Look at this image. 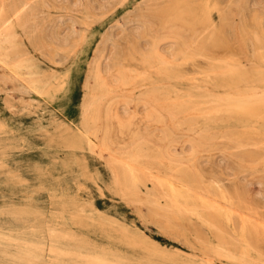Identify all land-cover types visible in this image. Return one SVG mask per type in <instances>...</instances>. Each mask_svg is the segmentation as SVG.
<instances>
[{
    "label": "bare ground",
    "instance_id": "bare-ground-1",
    "mask_svg": "<svg viewBox=\"0 0 264 264\" xmlns=\"http://www.w3.org/2000/svg\"><path fill=\"white\" fill-rule=\"evenodd\" d=\"M125 1L108 0L103 9L112 10ZM35 3L37 0H0V79L20 84L27 93L52 96L66 87L69 72L61 77L55 74L48 77L33 61L29 47L44 48L33 19ZM233 4L237 5L235 0L230 3L146 0L133 16L137 23L134 32L116 44L109 62L104 63L108 58L103 50L89 71L91 74L86 76L82 84L86 82L88 91L81 103V121L69 130L67 142L61 143H68L74 150L89 153L92 159L105 163L113 186L135 202H147L154 214L165 220L162 224L165 228H170L183 216L196 217L217 233L211 246L214 254L232 257L231 252L239 249L242 264H264L262 252L253 259L247 250L252 246V239L264 242V221L259 222L258 217V221H254L257 218L253 219V214L227 202L226 196L216 190L221 186L214 180L216 188L204 189L197 168L199 148L215 137L212 124L247 122V129L239 134V147L256 145L254 141L261 135L257 129L264 126V17L251 10L243 20L254 28L244 37L253 63L247 66L236 57L240 53L225 54L222 30L233 20L230 8ZM213 11L218 12L221 25L213 18ZM85 40L82 32L64 39L61 47L77 49ZM196 81H202L201 89L196 86V90H187V83ZM212 83L214 87L209 91ZM200 124L204 132L192 144L189 142L191 152H174L177 150L171 145L174 128L197 131ZM4 127L0 126V131ZM251 127L255 134L247 135L252 133L248 131ZM159 129L170 141L168 147L154 144L153 138ZM115 137L129 139L121 145ZM150 182L154 185L151 189ZM144 194L148 195L143 197ZM62 205L64 210L69 209L68 215L65 217L54 210L56 219L51 224L45 223L43 211L28 206L1 209L0 215H8L15 221L13 226L0 227V256L10 264H192L180 253L168 251L162 243L121 228L92 203L81 209L66 202ZM67 220L74 224L84 222L94 233L101 232L111 244L99 247L91 239L68 230ZM237 220L241 232L237 242L231 243L225 227L236 226L234 221ZM21 221L26 222L19 230L14 226ZM117 243L132 253L118 248ZM45 253L49 254L47 260ZM204 258L207 261V257Z\"/></svg>",
    "mask_w": 264,
    "mask_h": 264
},
{
    "label": "rangeland",
    "instance_id": "rangeland-1",
    "mask_svg": "<svg viewBox=\"0 0 264 264\" xmlns=\"http://www.w3.org/2000/svg\"><path fill=\"white\" fill-rule=\"evenodd\" d=\"M72 1L37 0L33 19L40 32L44 48L36 50L29 47L33 61H36H34L35 64L44 74L47 73L46 76L55 74L61 77L69 72L66 87L52 96H46L34 92L27 93L20 84L0 79V121L2 120L0 126H5L0 131V212H2L1 209L8 207L20 209L28 206L35 211H43L46 218L45 223L51 224L56 219L53 214L54 210L65 217L68 215L69 209L64 210L62 203L73 204V208L80 207V209L83 206L90 207L89 204L92 203L105 217L117 221V225L121 228L138 232L162 243L161 245L167 246L168 251L180 253L186 261L192 264H242L239 261L241 257L237 251L239 249L232 248L235 250L231 252L234 254L232 257L223 254L219 256L211 251V246L215 243L214 235L217 233L209 225L188 215L183 216L178 222L175 221L170 228H165L162 225L165 220L155 215L147 202H135L113 186L111 176L104 166L105 163L101 164L92 159L89 153L87 155L82 151L74 150L68 143H65L67 147L61 143L67 142L69 130L76 128L81 121V103L88 91L86 82L82 84L84 80H87L86 76L91 74L103 50L108 58L104 63L109 62L116 44L122 41L127 34L134 32L137 23L133 21V16L145 5L146 0H126L112 10L103 9L108 0ZM223 1L230 3L234 0ZM235 3L237 5L233 4V7H230L233 20L229 27L226 26L223 28L224 31L222 30L224 43H228L225 44V54L240 53L242 57L239 55L236 57L243 60V64L250 66L253 63L249 59L250 53L244 37L249 35L254 28L248 22L244 24L243 20L250 15L251 10L260 12L264 17V0H235ZM235 6L238 7L237 10ZM212 15L217 24L221 25L218 12L213 11ZM90 21L92 24H89ZM82 32L86 35L82 46L77 49L61 47L64 39H70ZM195 83H187V90L194 89L196 86L198 87L196 89H201L199 86L202 81ZM209 86V91H211L214 87L213 83ZM50 125L52 128L49 127ZM211 126L215 135L214 139L199 148L197 168L202 178V187L207 189L210 186L216 188L215 186L220 185L221 187L216 190L219 194L223 193L226 196L227 202L235 203L249 215L253 214V219L258 217L259 222L261 219L264 221V126H259L257 129L261 135L255 139L256 145L245 147H239L238 139L239 134L247 129V122L235 120L229 123H214ZM202 127L203 125L200 124L197 131H191L186 127L174 128L171 141L174 150L177 149L174 152H191L192 141L199 139L200 134L204 132ZM248 131L252 133H247V135L255 134L253 127ZM128 139V137L124 140L116 138V141H120L122 145ZM153 141L154 144L162 147L170 145V141L164 138L161 129L156 131V138H153ZM221 151L224 153L221 154ZM85 167H88V170ZM9 178L10 181H8ZM149 186V189L154 187L151 182ZM147 195L144 194L143 197ZM258 218L254 221H258ZM14 221V218L8 215L5 217L0 215V227L13 226ZM25 222H18L14 227L22 230ZM234 222L236 226L225 227L227 240L231 243L237 242L241 232L239 221ZM65 224L68 230L76 231L85 239H91L99 247L111 244L101 232L94 233L92 228L84 222L74 224L67 220ZM250 243L251 248L246 249L249 250L253 259L261 252L264 255L263 241L252 239ZM204 245L208 246L207 250ZM117 247L122 250L127 249L120 243H117ZM126 252L132 253V250L127 249ZM183 252L190 253V255ZM43 256L45 260L49 258L47 253ZM3 257L0 256V264H10ZM204 257H207V261Z\"/></svg>",
    "mask_w": 264,
    "mask_h": 264
}]
</instances>
